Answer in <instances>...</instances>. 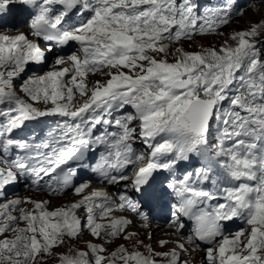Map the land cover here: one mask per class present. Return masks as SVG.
I'll list each match as a JSON object with an SVG mask.
<instances>
[{
    "label": "snow or ice",
    "instance_id": "obj_1",
    "mask_svg": "<svg viewBox=\"0 0 264 264\" xmlns=\"http://www.w3.org/2000/svg\"><path fill=\"white\" fill-rule=\"evenodd\" d=\"M17 5L27 31L0 25V264H264V19L225 38L237 0H0V20ZM161 201L176 239L158 251L130 229Z\"/></svg>",
    "mask_w": 264,
    "mask_h": 264
},
{
    "label": "rangeland",
    "instance_id": "obj_2",
    "mask_svg": "<svg viewBox=\"0 0 264 264\" xmlns=\"http://www.w3.org/2000/svg\"><path fill=\"white\" fill-rule=\"evenodd\" d=\"M262 19H264V2H261V0H254L252 6L250 8H248L247 10H245V15L242 18L234 19L233 22L229 26H227L226 28L223 29V31L225 33V38H227V36L232 31L246 29L249 27V25L258 23ZM220 43H221L220 37L209 36V37L195 38L191 42H185L183 44V46L187 50H199L200 47L219 46ZM99 78L100 77H98V76L96 77V79H99ZM94 79H95V77L93 78V80ZM66 203H68V201L66 199L60 198V200L56 199L54 205H52V206L56 207V206H60L62 204H66ZM130 230L137 231L140 234V238L144 239L145 244H151L154 247H156V249L158 251L161 250L156 243L160 239L159 235H154V237H152V239L149 240L146 238V233H143L142 231L138 230L136 227H133ZM92 239L93 238L90 235H85L82 240L77 242V246L80 248H86L85 242L88 240H92ZM96 242H100V241H96ZM121 243L125 244L126 246H128L130 248L132 247V242L124 241L123 239H119V240L115 241L110 246V250L119 246V244H121ZM168 247L169 248L172 247V244H169ZM163 250H167V249H163ZM61 251H63V249H61ZM193 264H196V260L193 262Z\"/></svg>",
    "mask_w": 264,
    "mask_h": 264
},
{
    "label": "bare ground",
    "instance_id": "obj_3",
    "mask_svg": "<svg viewBox=\"0 0 264 264\" xmlns=\"http://www.w3.org/2000/svg\"><path fill=\"white\" fill-rule=\"evenodd\" d=\"M69 196V195H68ZM70 197V196H69ZM56 200V199H55ZM57 200H60L59 198H57Z\"/></svg>",
    "mask_w": 264,
    "mask_h": 264
}]
</instances>
